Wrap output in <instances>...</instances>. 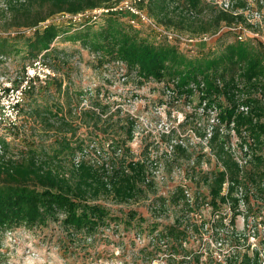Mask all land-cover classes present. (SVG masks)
Returning a JSON list of instances; mask_svg holds the SVG:
<instances>
[{
  "label": "rangeland",
  "instance_id": "374dc122",
  "mask_svg": "<svg viewBox=\"0 0 264 264\" xmlns=\"http://www.w3.org/2000/svg\"><path fill=\"white\" fill-rule=\"evenodd\" d=\"M203 1L216 10L222 9L219 6L221 0ZM4 2L0 0V35H31L28 28L10 27L2 11ZM132 2L134 1L124 0L112 11L119 15L124 14V25L133 26V30L140 35L147 36L150 41L167 39L186 56L192 57L198 51L214 47L219 43L218 36L229 29L223 23L217 33L192 34L160 25L152 17L155 25L140 17L136 18L140 22L132 24L129 22L130 14L120 11ZM104 13V10L95 9L77 16L57 14L41 24L45 26L54 22L69 29V33L62 35L54 43L64 51L60 58L64 56L66 64L53 67L51 63L54 56L49 55L43 63L52 66V73L44 71L45 66L35 67L36 73L48 75V82L40 84L30 79L31 92L19 104V113L15 120L12 107L20 95L18 91H12V88L20 87L24 83L27 69L33 60L18 54L1 58L0 140H5L8 145L7 155L17 157L28 148L42 143L50 144L59 136L56 132H59L60 125H55L54 121V128L51 130L36 123L30 114L33 105H52L51 116L55 121L58 120L56 116L61 114L70 118V108L74 116V112L95 106L98 110H105L102 120L110 115L113 120L124 118L123 122H126L129 118L134 122V137L128 145L133 158L149 159L153 187L147 197L129 203L104 201L116 216V220L108 226H99L95 235L87 241L75 236L76 233L71 237L60 222L51 219L45 225L23 224L5 231L0 230V264H225V258L231 253L249 254L252 244L261 248L264 245V197H260L261 194L256 197L257 191H254V197L248 199L251 210L249 213H244L238 204L237 208L230 203L215 208L210 203L206 177L223 169L217 143L209 142L211 132H220L217 142L226 141L225 154L232 155L235 161V152L242 154V144L248 143L250 146V139L254 157L264 154V133L260 146L249 134H244L245 140L239 135L242 140L237 134L234 120L230 125L217 120V113L228 104L222 94L215 102L207 105L208 99H201L199 87L195 84L190 86L194 89L193 93H177L172 82L169 83L166 79H145L136 70H128L121 60L106 57L103 53L85 47L80 41L72 40L71 35L84 29V24L95 15L97 22L87 24L94 26V30L98 29L99 24L103 23ZM205 15L198 13L196 19L205 18ZM69 22L73 24L69 25ZM255 29L259 32L255 40H262L264 43V28L260 31V28ZM248 35L253 36L252 33ZM231 36H228L229 40L232 39ZM248 40L249 38L246 39ZM29 76L32 78L30 72ZM261 80L264 83V78ZM61 81L60 91L57 86ZM203 86L202 81L200 88ZM237 86L239 111L247 114L252 106L260 103L264 112V89L243 91L244 83L238 80ZM246 98L256 102L251 106L243 102ZM33 99H36L35 103ZM56 103L63 107V111L56 108ZM73 119L75 118L70 121L73 122ZM262 121L264 122V115ZM72 124L75 125L73 128H77L79 123ZM114 124L117 126L119 122L116 120ZM101 127L104 129L102 122L97 129L83 123L77 128V135L72 136V144L86 139L85 144L89 145L95 141L92 136H96H90L91 132H99L98 138L102 136L101 132L104 131ZM67 130L66 132L74 131ZM121 132H124L123 129ZM241 132L249 131L242 129ZM3 150L2 143L0 157L3 156ZM252 166L257 173L264 170V163L258 167L251 162L246 167L248 178V171ZM260 178V182L264 181V174ZM244 189L246 192L250 191L245 187ZM176 195H180L178 201L173 199ZM131 210L136 211L146 221L140 222L137 219L131 225L124 223L126 214ZM173 229L174 234L170 233ZM253 232L254 240L251 238ZM220 241L221 247L218 245ZM182 256H186L183 261Z\"/></svg>",
  "mask_w": 264,
  "mask_h": 264
},
{
  "label": "trees",
  "instance_id": "16d2710c",
  "mask_svg": "<svg viewBox=\"0 0 264 264\" xmlns=\"http://www.w3.org/2000/svg\"><path fill=\"white\" fill-rule=\"evenodd\" d=\"M4 1L2 11L10 27L28 28L32 34L0 35V61L10 54L23 55L31 60L41 54L44 59L53 55L51 65L58 68L66 63L64 56L60 58L64 51L54 43L59 37L69 33V29L54 22L45 26L41 24L57 14L77 16L95 9H110L124 0ZM232 2V10H216L203 0H141L135 5L155 18L160 25L192 34L217 33L223 23L226 27L239 23L251 27L245 14L239 12L249 5L248 0ZM190 10L200 15L205 13V18L190 17ZM122 15L124 14L111 11L104 13L103 23L95 30L94 26L88 24L97 20L90 17L84 24V29L75 31L71 38L94 52L121 60L128 70H136L145 79H166L169 83L172 82L177 93H193L194 89L190 86L195 84L199 87L201 99H208L207 105L215 102L220 94L224 95L228 104L217 113V120L228 125L234 120L238 135L245 140L244 134H249L261 146V136L264 133L261 104L252 106L256 100L244 99V103L252 106L251 111L246 114L238 110L239 100L236 97L237 80L244 83L243 91L264 89L261 80L264 78V46L260 41L240 40L234 31L228 29L218 36L219 43L214 47L198 51L197 55L191 57L180 53L178 46L167 39L150 41L147 36L140 35L133 30V26L124 25ZM72 24L69 22V25ZM229 35H232L231 40L228 39ZM202 81L204 86L200 88ZM57 87L61 91L62 81ZM30 92L29 89L26 96ZM33 101L35 103L36 99ZM51 106L46 103L30 108V114L36 123L44 129H53V121L55 125H60L59 132H56L59 136L50 144L32 146L16 157L7 155L8 145L5 140H0L4 147L3 156L0 157V230L5 231L23 224L45 225L51 219L60 222L71 237L76 233L75 236L87 241L95 235L99 226H108L116 220L104 201L125 204L148 196L153 187L152 168L149 159H135L132 156L128 143L133 140L135 126L129 118L126 122H123L124 118L116 119L119 122L116 126V120L110 115L102 120L105 110H98L95 106L74 112V116L70 108L68 118L66 114L59 113L63 111V107L56 103L61 115L56 116L58 120L55 121L51 116ZM71 118H75L73 122L70 121ZM74 122L80 125L84 123L94 129L102 122L104 129H100L104 132H101L100 138L97 136L99 132H91L90 136L96 135L92 139L98 142L92 141L88 145L85 144L86 139H80L73 145L72 136L77 135V128L80 126L77 124V128H73ZM242 129L249 132H241ZM219 134L220 132H211L209 139V142L217 143V152L222 156L223 163L222 170L206 177L210 203L215 208L227 203L237 208L235 192L240 183L248 191L250 187H254L258 195L264 197V188L260 183L264 170L257 173L252 166L248 171L250 177L245 171V180H240L241 168L232 155L225 154L226 141L217 142ZM263 158L255 156L253 164L262 166ZM227 179L229 188L223 193ZM179 197L180 195L174 196V201H178ZM137 219L140 222L146 221L131 210L126 214L124 223L131 225ZM170 233L174 234L175 229L170 230ZM180 233L181 231L178 234ZM240 255V252L231 253L225 258V264H259L256 254L250 256L247 252ZM181 259L185 260L186 256Z\"/></svg>",
  "mask_w": 264,
  "mask_h": 264
},
{
  "label": "built area",
  "instance_id": "2783aa9c",
  "mask_svg": "<svg viewBox=\"0 0 264 264\" xmlns=\"http://www.w3.org/2000/svg\"><path fill=\"white\" fill-rule=\"evenodd\" d=\"M133 1L134 2H132L128 7L121 8V10H120V11H126L127 13L130 14L129 22L132 24H136V21H139L136 18L140 17L143 21H146V22H149V23H152L153 25H155L154 20L146 13V11H144L142 9H138L136 7L135 3L139 2L141 0H133ZM248 2H249V5L244 10L239 11V12H243L245 14V16L247 17V22L249 24H251V27H248V26H246V24L244 25L242 23L234 24V25L229 27V30L234 31L237 38L240 40H246L248 38L255 40L256 37L258 36V33H259L257 31V29H255V28H260L259 31L261 30V28H264V23H263V20H264V0H248ZM258 2H259V4H258ZM119 4H117L116 6L110 8V9L101 8V10H104L106 13L109 11L113 12L112 10H114V9L116 10L118 8ZM232 5H233L232 0H221V3L219 6L223 10H232ZM188 12L191 13L194 17L197 15V13L194 12L193 10H190ZM94 18H97V15H95ZM249 33H252L253 36H249L248 35ZM257 41H260L261 43L263 42L262 40H257ZM262 45L264 46V43H262ZM43 62H45L44 58H43V54H41L37 58L33 59V61L31 62L30 66L27 69V79L24 81L23 84H21L20 87L12 88V91H18V95H20V97L18 98V100L15 102V104L12 107V114L14 115V117H13L14 120L16 119V117H18L19 104L24 100V98L26 96V92L30 88L29 83L32 80H34V81L36 80L35 82H38L40 84H46L48 82V79H49L48 75H45V74L41 75L39 73H36L35 67L38 65H40L41 67L45 66L44 71H48L49 74L52 73L51 72L52 69L46 63H43ZM29 72H30V75L32 76V78H30ZM30 79H32V80H30ZM7 90H8V88H7ZM15 106H17V109L15 108ZM243 109L248 110V108H244V107H243ZM233 133L235 135V132H233ZM241 139L243 140V138H241ZM262 139L264 142V135L262 136ZM249 143H250V146L248 145V143H244V145L242 144V149H244V151H241L242 154L239 155L238 153H240V152H235V159L237 161V164L241 168V172H240L241 174L239 177L240 180H245L246 167L249 165V163L253 162V160L255 158L254 157V151H253L252 144H251V139H250ZM0 148H1V145H0ZM261 155L264 156V154H260L259 156H261ZM245 165H247V166H245ZM260 183H261V186L264 188V181H261ZM228 188H229V180L227 179V181L224 183L223 191L226 193L228 191ZM249 190H250L249 192H246L244 189V186L241 184L237 185V187H236L235 196L238 199V205L240 206V209L244 213H246V212L249 213L251 211L249 208L248 199L250 200L254 197L253 193H254L255 189L253 187H250ZM255 196L257 197L258 193H256ZM255 201H258V199ZM251 238L253 240L255 239V232H253V235L251 236ZM218 245H219V247H221V245H222L221 241L218 242ZM250 253H253L252 256L254 254L257 255V259L259 261V264H264V245H262L261 248H257L256 244H252L250 247L249 254Z\"/></svg>",
  "mask_w": 264,
  "mask_h": 264
}]
</instances>
